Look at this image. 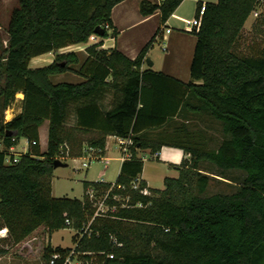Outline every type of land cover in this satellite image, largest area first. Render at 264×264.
Wrapping results in <instances>:
<instances>
[{
  "label": "trees",
  "instance_id": "16d2710c",
  "mask_svg": "<svg viewBox=\"0 0 264 264\" xmlns=\"http://www.w3.org/2000/svg\"><path fill=\"white\" fill-rule=\"evenodd\" d=\"M123 1L19 0L11 13L0 99L3 109L19 92L24 100L23 111L0 125L5 147L0 152V228L9 230V237L0 240V255L8 253V245L25 244L24 255L30 248L25 241L40 228L48 234L71 228L85 264H264V47L253 55L235 51L264 0L205 4L202 25L193 33L197 43L188 83L144 68L160 28L134 60L117 48H102L103 42L88 47L85 60L75 52L59 53L87 43L99 26L103 39L117 38L112 11ZM183 1L142 0L141 12L149 16L159 10L165 25ZM48 53L56 54L53 63L30 67L33 58ZM71 72L83 81H52ZM202 114L222 125L225 137L216 148L185 121ZM46 120L49 140L42 152L39 129ZM108 136L133 140L132 157L124 161L108 201L119 209L96 217L90 233L80 236L94 217L96 199L112 184L86 181L83 199L54 197V161L62 155L83 157L89 148L104 155ZM22 139L38 143L19 162L7 164V150ZM163 146L188 155L179 177L166 178L162 190L149 189L143 181L134 190L132 182L144 169L140 154L156 156ZM203 163L244 172L240 189L206 195L211 179ZM114 195L130 197L128 206L121 207ZM71 250L49 244L41 258L48 264L54 252L65 256ZM111 253L114 259L107 257Z\"/></svg>",
  "mask_w": 264,
  "mask_h": 264
},
{
  "label": "crops",
  "instance_id": "0c3cea01",
  "mask_svg": "<svg viewBox=\"0 0 264 264\" xmlns=\"http://www.w3.org/2000/svg\"><path fill=\"white\" fill-rule=\"evenodd\" d=\"M155 4H161L164 0H150ZM141 2L142 0H124L123 2L116 5L112 11V21L114 29L117 31V38H107L104 42L103 48H117L128 58L134 60L140 54L141 50L146 46L150 39L156 34L157 30L160 28V35L157 37L164 41L166 45V55L168 57L165 62L160 63L161 68L156 69V59H153V68L156 71H161L175 79H178L184 83L190 81V66L193 59L194 50L197 43V36L193 33L187 31V23L197 16L199 4L214 3L217 0H184L178 9L171 15L169 20L165 25H161V13L156 11L152 15L145 16L141 12ZM6 48L3 49L4 50ZM51 53L33 58L30 62L31 68H41L47 66L55 60L51 58ZM151 50L148 54V59H150ZM2 55V62H5V58ZM87 57V56H86ZM83 60H85V58ZM149 67L147 64L144 68ZM70 73L60 74L52 77L54 83L68 82L60 80L61 77ZM78 77V81L73 83H80L83 78L77 73L74 74ZM23 100L24 94L19 92L16 94L15 100L6 108L1 109L0 114V125L2 123L6 124L13 120L17 115L23 111ZM49 124L50 122L46 120L42 126L46 125L47 130V148L49 140ZM40 133V145L42 142L41 129ZM113 138L118 141L116 136H108L107 145L105 149L104 162L118 161L119 173L121 172L122 165L125 160L122 158V152L115 156L109 154V141ZM21 140L18 145L13 147V152L20 153L23 152L24 144ZM4 144L0 141V148ZM42 150V147H41ZM42 152H44L42 150ZM143 157L144 169L142 174L139 176L141 182H145L149 189H164L166 178H178L179 177V167L182 161L188 157L185 152L177 147L163 146L161 151L156 156H151L149 151L140 154ZM56 170V169H55ZM105 171L101 172L99 177L100 181L95 182H106L103 177ZM117 180V179H116ZM92 182V181H90ZM116 182V181H115ZM115 182L111 183L112 185ZM110 183V182H106ZM53 187V183H52ZM53 193V191H52ZM53 195V194H52ZM55 197V196H54ZM76 231V230H75ZM50 245L51 242H48ZM47 244V245H49ZM25 244L15 245L18 249L19 256L22 258L23 254L20 252V248ZM46 245V246H47ZM75 246V245H74ZM56 248V247H54ZM74 248V247H73ZM15 249V248H14ZM8 253L0 255V264H6L4 259ZM42 259V258H40Z\"/></svg>",
  "mask_w": 264,
  "mask_h": 264
},
{
  "label": "rangeland",
  "instance_id": "374dc122",
  "mask_svg": "<svg viewBox=\"0 0 264 264\" xmlns=\"http://www.w3.org/2000/svg\"><path fill=\"white\" fill-rule=\"evenodd\" d=\"M19 4V0H0V63L2 62L3 49L8 46V27L11 19V13L15 7ZM258 12V16L255 15ZM264 6L255 10L247 21L243 30L242 37L237 44L235 51L241 55H253L264 47ZM79 45L68 47L63 51L64 53L75 52L80 55L81 58L87 56L86 50H80ZM103 48V46H102ZM166 45L163 40L158 39L154 46L151 48L150 60L156 59L157 63L155 68L160 69V63L165 62L168 59L166 55ZM61 53V52H59ZM51 58L54 59L56 54L51 53ZM192 62V61H191ZM77 68V67H76ZM75 73L64 75L60 80L68 82H76L78 79ZM2 106V99H0V114ZM190 129L205 136V141L209 148H216L219 146L223 138L225 137L222 131L221 123L207 114L199 116H191L189 120H186ZM70 126L74 124V118L69 121ZM159 132H156L157 134ZM42 142L41 147L44 152L47 151V130L46 125L41 129ZM22 144L25 145V142ZM121 148L118 141L111 138L109 141V154L115 156L120 155ZM90 155H84L83 157H77L68 160L67 167H59L55 170L53 176V196L55 197H69L83 199L85 194L84 183L86 181H100V173L105 171L103 179L106 182L113 183L117 179L119 173L118 161L104 162L102 160H93L89 167H84L83 163L87 161ZM89 163V161H88ZM201 169L204 173L210 176V184L208 186L206 195H213L216 193L231 194L238 191L245 179V173L239 170L221 171L216 167H213L207 163L201 165ZM48 231L44 228H40L25 242L30 244L23 257L21 258L15 245H8L9 249L4 262L6 264H46L44 259H40L45 246L51 242L53 247L73 248L74 236L76 235L75 229L66 228L56 231L52 234H48ZM2 245H4L2 243ZM15 248V249H14Z\"/></svg>",
  "mask_w": 264,
  "mask_h": 264
},
{
  "label": "built area",
  "instance_id": "2783aa9c",
  "mask_svg": "<svg viewBox=\"0 0 264 264\" xmlns=\"http://www.w3.org/2000/svg\"><path fill=\"white\" fill-rule=\"evenodd\" d=\"M206 11V6L205 4L202 5L201 9L198 12V15L192 19L191 21H189L187 23V31L191 32V33H195L198 32L201 25H202V19L203 16L205 14ZM255 15L258 16V12H255ZM106 29H108L110 32L112 31V29L109 27V25L106 26ZM100 42H103V47H104V42L105 39H103L101 36H99L98 34H93L89 41L85 44H79L78 48H80V50H86L88 47L98 44ZM65 49L67 50L68 48H64L61 49L59 52L63 53V51H65ZM23 142H25V145L23 147V152L20 153H15L13 152V147H11L9 150H7V157L5 162L7 164H11V163H17L20 161V158L22 155L24 154H28L30 151V147L32 145H37V141H33L30 142L28 139H22ZM118 144L120 145L121 148V152H122V158L123 160L126 159H130L132 157V153L130 151V146L133 144V140L131 139H123V138H118ZM5 150V147H1L0 148V152H3ZM101 150L100 149H94V148H89L86 152L85 155H90L89 158H87V161H85L83 163L84 167H89L90 163L93 160H102L104 161V156L101 154ZM58 159H61L63 161H68L70 159H74V158H70L68 155L67 156H60ZM89 161V163H88ZM140 184H141V179L138 176L137 178H135L132 182L131 187L134 190H138L140 189ZM116 187V184H113L112 187L110 188V190L101 198H97L95 201V214L94 217L92 218V220L89 222V224L84 228V233H81L80 236H83L85 233H90V227L93 223V221L95 220L96 217H107L109 216L108 214L110 213H115L117 212V210L119 209V206L116 204H110L108 203L109 199L111 198V191L113 188ZM117 188L119 189H125V187L123 185H118ZM88 195L90 196L91 199H95V192L93 190H90L88 192ZM113 200L116 202H121V207H127L128 203L130 201V197L127 198H121L118 195H114L113 196ZM138 206H141V204H138ZM68 226L71 225V222L68 220L67 221ZM9 237V230L8 228L2 227L0 228V240ZM116 245L118 246H122L121 243H118L116 240L114 241ZM76 245L74 246V248H72L71 252L67 255H63L60 252H54V254H52L50 260L48 261V264H85L83 260H81L79 258V253L76 251ZM109 259H114L115 258V254L111 253L107 256Z\"/></svg>",
  "mask_w": 264,
  "mask_h": 264
},
{
  "label": "water",
  "instance_id": "95a60500",
  "mask_svg": "<svg viewBox=\"0 0 264 264\" xmlns=\"http://www.w3.org/2000/svg\"><path fill=\"white\" fill-rule=\"evenodd\" d=\"M95 33L98 34L99 36H102V35L105 33V31H104V29H103L102 27L99 26V27L96 29ZM147 65H148L149 67H152V66H153V62H152L150 59H148V60H147ZM10 134H11V133L9 132L8 135H10ZM67 166H68V162L63 161V160H61V159H56V160L54 161V167H55V169H57V168H59V167H67Z\"/></svg>",
  "mask_w": 264,
  "mask_h": 264
}]
</instances>
